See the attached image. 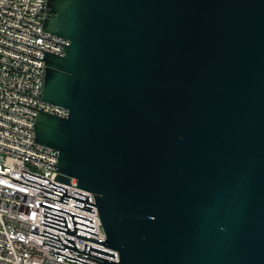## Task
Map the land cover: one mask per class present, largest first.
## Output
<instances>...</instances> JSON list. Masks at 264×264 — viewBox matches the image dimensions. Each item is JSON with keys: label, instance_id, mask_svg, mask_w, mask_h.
Returning <instances> with one entry per match:
<instances>
[{"label": "water", "instance_id": "1", "mask_svg": "<svg viewBox=\"0 0 264 264\" xmlns=\"http://www.w3.org/2000/svg\"><path fill=\"white\" fill-rule=\"evenodd\" d=\"M36 143L118 261L264 264V0H48ZM105 255L114 257L105 252Z\"/></svg>", "mask_w": 264, "mask_h": 264}, {"label": "built area", "instance_id": "2", "mask_svg": "<svg viewBox=\"0 0 264 264\" xmlns=\"http://www.w3.org/2000/svg\"><path fill=\"white\" fill-rule=\"evenodd\" d=\"M47 1L0 0V264L118 261L93 193L59 181V152L35 141L40 112L68 116L43 101L45 55L70 45L44 31Z\"/></svg>", "mask_w": 264, "mask_h": 264}]
</instances>
